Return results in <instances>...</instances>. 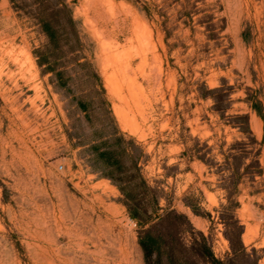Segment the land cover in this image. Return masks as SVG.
Masks as SVG:
<instances>
[{"label":"rangeland","instance_id":"rangeland-1","mask_svg":"<svg viewBox=\"0 0 264 264\" xmlns=\"http://www.w3.org/2000/svg\"><path fill=\"white\" fill-rule=\"evenodd\" d=\"M41 1L80 38L43 62ZM117 132L157 191L144 229L195 264L200 233L224 264H264V0H0V264H146L97 159Z\"/></svg>","mask_w":264,"mask_h":264},{"label":"trees","instance_id":"trees-1","mask_svg":"<svg viewBox=\"0 0 264 264\" xmlns=\"http://www.w3.org/2000/svg\"><path fill=\"white\" fill-rule=\"evenodd\" d=\"M38 21L42 33L47 38L48 50L42 53V61L49 59L52 50L57 51L60 47L61 36L65 34L68 39L80 43L79 32L73 17L72 10L66 4L55 6L41 1L38 3ZM75 46H72L73 49ZM54 72V69L48 68ZM62 85H65L63 73H56ZM80 108L87 111L88 104L80 103ZM124 134L116 133L112 139L103 145L106 149L101 151L96 147L97 159L102 160L105 168V176L108 177L125 196L130 216L139 222L141 231L139 236L140 245L143 249L146 264H195L193 261L185 260L182 251L174 247H168L162 236H157L149 230L144 229L148 224L149 208L158 211L157 191L153 189L142 174V169L136 158L130 153V146ZM175 217L182 215L175 214ZM192 251L195 257L206 264H224L218 259L207 238L203 233L199 234L192 243Z\"/></svg>","mask_w":264,"mask_h":264},{"label":"bare ground","instance_id":"bare-ground-1","mask_svg":"<svg viewBox=\"0 0 264 264\" xmlns=\"http://www.w3.org/2000/svg\"><path fill=\"white\" fill-rule=\"evenodd\" d=\"M135 23H137V22H135ZM134 23V24H135ZM139 24H140V22H139ZM131 25V24H130ZM136 25V24H135ZM135 25H133L132 24V27H126L125 28V30H126V32L128 33V34H130L131 35V38H129L128 37V41H127V44L130 46V48L132 47V46H134L135 47V45H138V46H142V44H144L145 42H144V39H146L145 38V33H146V30H144V28H143V26L140 28L139 26H135ZM141 26V25H140ZM143 28V29H142ZM148 32V31H147ZM148 36V35H147ZM151 37V36H150ZM150 39V38H149ZM148 39V40H149ZM148 40H146V41H148ZM148 43L146 42V45H147ZM145 47V46H144ZM136 48H138V47H136ZM140 49V48H139ZM138 49V50H139ZM127 50V49H126ZM138 52H141V50H139V51H137V53ZM146 52V51H145ZM138 54H140V53H138ZM137 54V55H138ZM144 55H142V57H143ZM140 58H141V56H140ZM145 58V60H146V57H144ZM114 60V59H113ZM144 64V63H143ZM115 66V65H114ZM117 67V66H116ZM122 67V66H121ZM142 69V68H141ZM157 71V70H156ZM154 73V72H153ZM121 74V73H120ZM116 76V75H115ZM112 82V81H111ZM131 82V81H130ZM121 96V95H120ZM101 243V242H100ZM111 243H113V242H111ZM111 243H109V244H111ZM99 244V243H98ZM100 245V244H99ZM97 247H95L96 249H97V251H98V253L99 252H103V250L101 251L99 248V246L98 245H96ZM109 246V245H108ZM113 246V245H112ZM121 246H119V248H120ZM109 248V247H108ZM108 252V251H107ZM93 253V252H92ZM105 253V252H104ZM120 253H121V250H120ZM89 254V253H88ZM96 254V253H95ZM99 254H101V253H99ZM94 255V254H93ZM93 255L91 254V257H93ZM103 255V254H102ZM123 255V254H122ZM90 256V255H89ZM95 256H97V255H95ZM101 256V255H100ZM104 257H105V255H104ZM124 258V257H123ZM89 259V258H88ZM91 259V258H90ZM122 259V258H121ZM127 259V258H126ZM97 264H110V262L109 261H104V259H100V257L98 258H96V259H93ZM125 260V259H124ZM123 260V261H124ZM128 260V259H127ZM126 260V261H127ZM125 262V261H124ZM95 263V264H96ZM128 263V262H127ZM126 263V264H127ZM123 264V263H122ZM130 264V263H129Z\"/></svg>","mask_w":264,"mask_h":264}]
</instances>
